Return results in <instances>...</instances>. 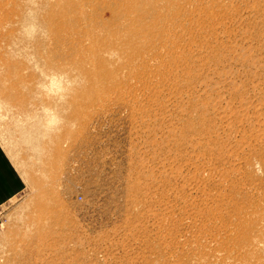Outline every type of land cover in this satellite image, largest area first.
<instances>
[{
	"label": "rangeland",
	"instance_id": "obj_1",
	"mask_svg": "<svg viewBox=\"0 0 264 264\" xmlns=\"http://www.w3.org/2000/svg\"><path fill=\"white\" fill-rule=\"evenodd\" d=\"M0 264H264V0H0Z\"/></svg>",
	"mask_w": 264,
	"mask_h": 264
},
{
	"label": "crops",
	"instance_id": "obj_2",
	"mask_svg": "<svg viewBox=\"0 0 264 264\" xmlns=\"http://www.w3.org/2000/svg\"><path fill=\"white\" fill-rule=\"evenodd\" d=\"M12 167L0 150V207L15 196V169Z\"/></svg>",
	"mask_w": 264,
	"mask_h": 264
}]
</instances>
